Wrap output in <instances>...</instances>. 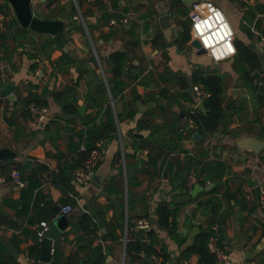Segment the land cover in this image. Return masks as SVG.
<instances>
[{
	"label": "crops",
	"instance_id": "1",
	"mask_svg": "<svg viewBox=\"0 0 264 264\" xmlns=\"http://www.w3.org/2000/svg\"><path fill=\"white\" fill-rule=\"evenodd\" d=\"M0 1L12 11L13 18L17 17L8 0ZM174 1L177 0H111V4H116L115 11L134 15L135 19L126 24L125 29H112L108 23H103L102 10L95 1L56 0L51 6H47V0L34 1L35 12L39 15L47 19L59 16L65 19V34L69 41L64 48L57 46L60 49L38 50V58L29 55L35 53L33 50L19 49L11 61H0L3 66H12L9 77L6 80L1 78L0 85L8 81L15 84V101L19 94L22 97L27 95L26 84L29 82L37 84L40 90L48 87L57 93L56 96H48L44 121L34 122L31 118L23 120L19 118L20 115H16L14 120L18 124L13 126L8 123L6 116L10 117L16 108L22 107V103L19 102L10 114L12 104L7 98H0V149L11 147L18 153L14 160L0 164V240L14 254V264L46 263L40 261L41 241L37 238L39 222H30L34 212L18 217L16 208L5 203L7 199L19 200L22 193V189L12 183L10 173L17 169L23 178L38 166H46L48 171L42 174L43 194L48 199L52 198L55 204L63 205V192L53 183L54 176L72 156V128L76 131L83 129L85 126L81 117L93 116L99 109L92 96L99 83L98 75H101L90 61V53L85 57L84 50L90 51V40H85V35L88 33L92 43L95 42L99 60L102 59L101 62L107 68L106 58L114 51L126 49L131 39L130 30L136 31L140 44L127 52L129 63H134L136 72L138 70L141 76L138 80L127 81L123 95L127 101L135 96L136 101L131 103L136 114L132 118L118 120V130L113 138L99 143L102 159L90 181L77 185L74 182L75 172L71 179L74 194H70L74 200L71 203L73 211L60 216L57 211V215L49 220L52 222L55 219L52 223L59 222L61 225L66 223L62 237L54 244V251H61L68 264L72 258L78 260L75 264L83 263L90 251L85 248L86 240L79 239H86V230L77 225L81 216L88 214L98 227L90 238H94L92 248H102L106 255L103 264H156L151 258L155 254L148 257L144 252L140 253L139 258L127 259L126 244L132 220L146 218L158 235L155 248L160 252L156 254L161 257L160 264H201L197 254L187 258L182 255L210 221L211 214L200 202L210 197L208 192L216 183L205 180L204 176L198 178L196 172L191 171L194 178L190 182L187 180V188L181 189L180 184L186 177L189 178L185 163L203 146L210 149L211 159H224L233 171L222 180L224 186L221 187V191L227 189L235 195V200H226L221 208V214L228 216L224 231H220L219 243L227 249L228 257L217 264H264V207L260 201L261 191L264 190V146L259 152L248 147L252 139L264 142V100H259L258 92L254 91L258 79L260 85L264 79V0H212L222 8L236 36L237 54L222 62H214L208 56V59L193 60L192 57L197 53L189 42L187 45L179 43L174 27L181 30L179 22L184 20H188L190 25L188 13L192 5H186L183 0L182 4L174 5ZM36 2L44 3L46 9L56 11V16L37 12ZM79 2H82V9ZM58 6L66 8L64 15L58 14ZM74 6L81 14L82 11L86 13V25L90 28H82L74 22ZM182 8H187V14H177ZM168 12L173 14L172 28L164 31L160 27L159 17ZM31 34L53 41L52 36L47 34ZM106 35L111 36L105 40ZM243 48L255 54L259 62L254 64L250 59H243L240 55ZM62 51L69 53L77 63L69 69L57 70L53 60ZM34 62L38 63L35 70L31 68ZM165 70L170 74H183L189 84H192V77L198 71H213L225 76L226 96L223 102L227 117L218 131L205 139L199 132H189L184 102H192L194 96L190 100L180 98L178 102L175 101L173 96L178 91V85L160 79ZM161 90L163 93H160ZM66 102L77 106V115H65L63 106ZM123 103L118 100L116 108L128 111V105ZM82 105L87 107L84 116L78 111ZM142 118L150 123V127L138 131V123ZM135 140L141 147L138 151L134 148ZM141 150L144 152L140 153ZM150 158L157 164L149 163ZM27 159L33 161L28 167L24 165ZM176 162L179 164L174 165ZM250 176L257 181L255 186H250L244 180V177ZM196 182L202 187H211L192 196ZM218 195L222 197L221 193ZM160 205L177 209L175 233L159 226ZM105 235L108 236L105 238ZM13 236L21 240L19 249L10 245ZM37 245L40 254L39 259L35 260L30 250Z\"/></svg>",
	"mask_w": 264,
	"mask_h": 264
},
{
	"label": "trees",
	"instance_id": "2",
	"mask_svg": "<svg viewBox=\"0 0 264 264\" xmlns=\"http://www.w3.org/2000/svg\"><path fill=\"white\" fill-rule=\"evenodd\" d=\"M55 1L56 0H47V6H51ZM95 3L98 8L102 10L101 18L105 24L111 19L118 18L126 13L115 11L116 9L114 8H116V4H111V6L108 7L99 0H96ZM173 3L174 5L177 3L182 4V0H177ZM79 6L82 9V2H79ZM186 9L187 8L179 9L177 14H187ZM65 10L66 8L58 6L59 15H64ZM77 15L78 11L74 6V11L72 13L73 19ZM82 15L85 19L86 13H83L82 11ZM179 24L181 26V30H179L178 41L180 44L187 45L191 39L189 21H180ZM81 27L79 28L81 29ZM4 29L2 31L0 30V61H11L14 53L18 52L19 49H23V51L27 50V43H31L37 51L44 50L46 48L51 50L53 48L60 49L51 39H45L40 43L31 40L29 33L35 32L22 27L17 17H14L6 23ZM123 29H125V27ZM128 32L131 35V39L126 45V49L114 51L106 58L107 68H105V73H109V75L106 76L107 82H105V80L98 75L99 83L97 85L95 95L92 96L94 104L99 106L98 112L93 116L85 115L84 117H81L82 124H84L85 127L80 131H76L75 128H72L73 135L70 137V151L72 152V156L65 162L59 172L55 174L53 179V183L63 192L61 203L63 205L71 204L74 201L70 195L71 193L74 194L71 179L75 175V172L84 166V162L89 158L92 150L100 148L98 146L99 143L113 138L118 130V120L122 121L125 118H132L136 114V109L132 106V103L136 101L135 96L133 95L132 99L127 101L123 92L127 87L128 80H138L141 76L140 73L136 72L134 63H129L130 57L127 53L128 51L136 49V47L140 44V39L135 30H130ZM110 36L111 35H106L104 39H109ZM89 53L90 61L95 64L96 69H99L93 52L90 50ZM164 54L165 59H167L166 53ZM29 55L32 58H38L37 52L33 54L29 53ZM240 55L243 59L247 58L252 60L254 64L259 62L258 57L249 49H241ZM76 63L77 60L65 51H62V54L56 58V60H53V65L57 70L69 69L71 65H75ZM37 66L38 63L34 62L31 68L35 70ZM160 79L163 82L178 85V91H176L173 96L177 102L180 98H186L187 100L192 99L189 94L190 88L195 83L202 84L204 88L211 93V96L205 101L207 113L199 110L196 117V121L199 124V134H201L204 137L203 139H205L207 136L212 135L221 128L227 117L223 102L226 96L225 76L223 74L213 71H198L192 77V84H189L183 74H170L168 70H165L160 75ZM251 82L254 83V79L251 78ZM0 83H2V81H0ZM26 88L28 91L27 95L22 97V94H19L17 101L12 103V105L16 107L19 105V102H21L22 107L16 108L10 117L6 116V119L11 126L18 124V121L14 120L16 115H20L19 118H23V120H29L31 118V112L29 110V105L31 103H35L40 107H47L48 96L57 95L56 92L50 91L48 87H44L40 90V87L32 82L27 83ZM162 90L166 91V89ZM162 90L160 93H163ZM254 91L258 92V99L263 101L264 79L261 85L260 80L258 79V83H256ZM118 100L123 101L124 105H128V111L116 108ZM112 101L114 102V105L112 104ZM63 112L65 115H77V106L70 102H66L63 106ZM149 127L150 123L145 121L143 118L138 123V131ZM133 136L142 138L139 135ZM75 137L77 138L76 140L74 139ZM202 143H204V141L201 142V144ZM133 144L135 151H138L139 148H141L137 145L136 140ZM198 149L199 150H197L196 155L187 160L184 168L188 170V176L191 174V171H194L196 172L195 174L198 178L204 176L205 180H211L215 182L216 185L208 192L210 197H208L205 201L200 202V205L208 211V214H211L210 221L206 228L201 229L195 236L194 242L186 248L182 257L187 258L191 254H197L201 264H217L218 261L216 257L209 251L208 240L213 233L212 227L214 224H218L220 226L221 232L224 231L223 226L228 215H222L221 208L226 200V202H230L232 199L235 200V195L230 193L227 189L221 191V187L224 186L222 180L232 174L233 171L232 167L224 159L220 157L211 159V153L208 147L200 146ZM1 163L2 162H0V164ZM149 163L156 165L157 161L150 158ZM177 164H179V162H176L174 165ZM22 168L23 166H21V169ZM47 171L48 168L44 165H40L33 169L30 175L23 177V179L27 182V185L22 188L21 198L16 201L10 199L5 200V203L16 208L18 217L27 216L30 215L31 212H34V217L30 219L31 223L49 221L57 215V211L49 202V197L43 194L42 191V174ZM187 180L188 179L186 177L182 184H180L181 189L187 188L185 186ZM219 193L222 194V197H219ZM189 197L193 199L192 196L189 195ZM176 211L177 209H171L166 205H160L158 208L159 226L167 228L170 233H175L177 229ZM77 227L85 228L87 235L86 239L83 237H80L79 239L86 240L85 248L90 251L85 256L82 264H103L106 261V255L102 248L100 246L92 248L94 238H90L92 234L96 233L98 227L94 224L93 220H91V217L88 214H83ZM107 236L108 235H105V238ZM157 242L158 235L154 229L151 228L147 231L145 229L132 230L129 228L128 241L126 244L127 259L128 257L133 259L139 258L140 253L142 252H144L145 256L148 257H151L153 254H160V252L155 248ZM20 244L21 240L17 236H13L10 240V245H12L15 249H19ZM39 254V245L30 250V255L34 257L35 260L39 259ZM15 260V256L9 251L7 244L0 240V264H14ZM50 264H68V261L63 257V253L56 249L54 251L53 261Z\"/></svg>",
	"mask_w": 264,
	"mask_h": 264
},
{
	"label": "built area",
	"instance_id": "3",
	"mask_svg": "<svg viewBox=\"0 0 264 264\" xmlns=\"http://www.w3.org/2000/svg\"><path fill=\"white\" fill-rule=\"evenodd\" d=\"M96 1V0H91ZM107 6H111V0H99ZM78 7V5H77ZM80 15L83 17L81 12ZM188 18L190 20V30L191 39L189 44L194 40H197L201 48L206 50V55H208L214 62H222L234 57L237 54V46L235 43V31L228 20L226 14L212 0H198L195 1L188 13ZM13 19V13L7 8H2L0 6V28ZM134 15L132 13L123 14L118 18H113L108 22V26L112 29L123 28L126 24L134 20ZM84 26L87 27L86 21L83 17ZM194 51L197 48L192 46ZM102 74L105 82H107L106 74L102 68ZM38 74V72H36ZM192 92L194 93V99L192 102L185 101V112H186V123L190 133L199 132V124L196 121V117L199 112L198 103L200 101H206L211 93L208 92L204 86L200 83H196L192 86ZM114 105V102L112 101ZM29 110L31 112V120L34 122H42L46 119L47 110L44 107H40L35 103L29 105ZM264 127V125H263ZM100 146V144H98ZM102 159V152L99 148L92 150L89 158L84 162V166L76 171L74 182L77 185H84L90 181L94 170L99 166ZM1 171V168H0ZM11 181L13 184L17 185L19 188H24L27 182L22 178L19 170L13 169L10 173ZM194 178V174H190L188 182ZM260 201L264 207V190L261 191ZM43 205V204H42ZM61 209L58 212L60 215H68L73 211V206L71 204L60 205ZM55 220V219H54ZM52 220V222L54 221ZM51 221H41L39 223V229L37 231L38 241H42L45 236L46 231L52 224ZM132 229H151V223L146 218H135L132 220ZM213 233L208 240L209 251L216 257L218 262H222L228 257V251L225 247L221 246L219 241L221 239L220 226L214 224ZM152 261L156 264H160L161 257L159 255H153Z\"/></svg>",
	"mask_w": 264,
	"mask_h": 264
},
{
	"label": "water",
	"instance_id": "4",
	"mask_svg": "<svg viewBox=\"0 0 264 264\" xmlns=\"http://www.w3.org/2000/svg\"><path fill=\"white\" fill-rule=\"evenodd\" d=\"M11 5L13 6L17 18L24 28H28L32 31H35L40 34H47L52 36L53 41L55 42L56 46L60 48H64L68 43V38L65 34L66 29V23L65 19L62 16H59L56 19H47L38 13L35 12L34 7V1L38 0H8ZM44 1V0H42ZM195 1L197 0H183V2L191 6ZM172 18L173 14L170 12L164 13L159 17V24L161 29L164 31L170 30L172 28ZM176 35L179 34V30L174 27ZM191 45L197 48L196 53L198 55H205L206 50L201 48L200 43L197 40H194L191 42ZM137 72H139L137 70ZM257 74V73H256ZM255 74V76H256ZM1 86V85H0ZM15 84L11 81H8L4 83L3 86L0 87V98H7L10 103L12 104L15 101V94H14ZM14 106H10V114L14 110ZM198 108L204 112L207 113V108L205 106L204 101H200L198 103ZM87 107L85 105H82L79 107V113L80 115L84 116L86 112ZM264 146V142L258 140V139H252L250 142V147L252 150L259 152L262 147ZM144 150H141L140 153H143ZM18 153L11 147H6L4 149H0V162L14 160L17 158ZM33 161L31 159H27L24 162V165L28 167L29 165H32ZM94 175L92 174L91 177ZM244 180L250 185L255 186L256 180L253 179V177H244ZM211 186L202 187L199 185L198 182L195 183V186L191 192L192 196H196L199 191L203 190H209ZM49 202L54 206L56 211H60L61 206L59 204H55V202L52 200V198L49 199ZM66 223L64 225L59 224V222L52 223L48 230L45 233L44 238L40 242V261L46 264H50L53 261L54 258V244L56 241H58L64 232ZM78 260L75 258H72L69 264H75Z\"/></svg>",
	"mask_w": 264,
	"mask_h": 264
},
{
	"label": "rangeland",
	"instance_id": "5",
	"mask_svg": "<svg viewBox=\"0 0 264 264\" xmlns=\"http://www.w3.org/2000/svg\"><path fill=\"white\" fill-rule=\"evenodd\" d=\"M9 3V2H8ZM9 5H10V3H9ZM0 6L2 7V8H7V5L6 4H3L1 1H0ZM75 6H76V3H75ZM8 9V8H7ZM222 9V8H221ZM36 11L37 12H41V13H47L48 15H50V16H56V11H54V10H52V9H46L45 8V4L43 3V4H41L40 2H36ZM67 20V22H69L70 21V19H66ZM9 22V21H8ZM74 22H77L80 26H82V27H84V21H83V17L80 15V13H79V11H78V15L74 18ZM5 26V25H4ZM4 26H3V28H0V30L2 31L3 29H4ZM5 30V29H4ZM66 31H67V29H66ZM66 33V32H65ZM30 34V39L31 40H34L35 42H37V43H40V42H43L44 41V39H42V36H37V35H35V34H31V33H29ZM44 38V37H43ZM89 38V42H90V44H89V48H88V51L89 50H91L92 52H93V54H94V56H95V58H97V61H98V63H97V65H98V67H99V69H98V72L100 73V75L103 77V72H102V69H101V64H102V68L104 69V71H105V67H104V65H103V63L101 62V60H99L100 58H99V55H98V52H97V48H96V44H95V42H93L92 43V41L93 40H91V38L89 37V34L87 33V36L85 35V40H87ZM83 39V41H84V38H82ZM84 44V43H83ZM26 49L28 50V51H31V50H33L34 52H38L37 50H35L34 48V46L31 44V43H27V45H26ZM84 52H85V54H86V56L85 57H88L89 56V52H87V50H84ZM189 56V54L187 55V57ZM207 56L208 55H202V56H199V55H197V54H194V56L192 57L193 58V60H195V59H208L207 58ZM209 57V56H208ZM200 61H202V60H200ZM11 66V65H10ZM12 67V66H11ZM11 67H9L8 65H4L3 66V64H0V76H2V77H0V80H1V78H3V79H7L8 77H9V75H8V72L10 73V70H11ZM106 74V76H107V73H105ZM189 94L193 97L194 96V93L192 92V90H191V88H190V91H189Z\"/></svg>",
	"mask_w": 264,
	"mask_h": 264
}]
</instances>
